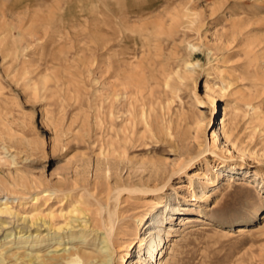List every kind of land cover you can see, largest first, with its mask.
Masks as SVG:
<instances>
[{
  "label": "rangeland",
  "instance_id": "obj_1",
  "mask_svg": "<svg viewBox=\"0 0 264 264\" xmlns=\"http://www.w3.org/2000/svg\"><path fill=\"white\" fill-rule=\"evenodd\" d=\"M0 185V264H264V0H0Z\"/></svg>",
  "mask_w": 264,
  "mask_h": 264
},
{
  "label": "bare ground",
  "instance_id": "obj_2",
  "mask_svg": "<svg viewBox=\"0 0 264 264\" xmlns=\"http://www.w3.org/2000/svg\"><path fill=\"white\" fill-rule=\"evenodd\" d=\"M143 6H147V4L142 3ZM138 5V4H137ZM141 7V6H140ZM128 10V9H127ZM68 11V10H67ZM185 11V10H184ZM70 11H68L69 13ZM177 13V12H176ZM70 14V13H69ZM128 14V13H127ZM184 14H188V13H184ZM183 14V15H184ZM178 15V13H177ZM182 14H180L179 16H182ZM178 16V17H179ZM177 17V16H175ZM196 17V15H195ZM195 23V22H194ZM240 24V23H239ZM172 27V26H171ZM131 33L134 35H136L137 33L134 31L136 30V26H132L131 27ZM123 31V30H122ZM162 31H166L164 29H162ZM124 33V32H123ZM66 34V33H65ZM159 34V33H158ZM124 35V34H123ZM157 36V35H156ZM99 37V36H98ZM118 39V38H117ZM128 39V37L126 38ZM158 40V39H157ZM211 89L210 87H208V85H204V94L201 96L202 99H207L210 96ZM223 132V130H222ZM232 148L235 149L236 146L235 144H232ZM242 156L244 155L243 153H240ZM233 174V173H232ZM232 174H228L227 178H226V182L229 183V181H233V176ZM238 174V173H237ZM194 177H199L200 173L199 172H195L193 174ZM246 182V181H245ZM41 186V185H40ZM5 189L2 187V185H0V194L4 193ZM7 195V192L5 193ZM2 200L0 202V215L5 216L8 220L5 221L4 224H2V226L0 227V229H5L9 224L14 223V219L19 222V231L18 234L23 233H30L32 230H34V232L40 233L41 230H45L46 228H49L51 226V221L47 218V216H43L40 214H19L17 213L15 210L12 209V207L9 205V202L7 200L8 197H1ZM35 200H37V198L34 197ZM101 204V203H100ZM36 206V205H35ZM258 208V205L255 207V209L253 210L252 214L250 215V217L256 213V209ZM164 211H161L156 218L151 221L148 222L146 225V231L145 233L147 234L148 237H150V239H148V244H147V254H148V259L151 261L152 258H154V262H156V256L159 253L158 250H160L161 248H159L160 246V242H161V235L160 232L162 231L163 226L167 225L168 223H170V221L172 219H177L178 216H180V210H182L181 206L179 203L176 204H172L167 206L165 209H163ZM102 212V211H101ZM176 214H178V216H175ZM109 217V216H108ZM114 217V216H113ZM111 218V217H110ZM6 220V219H5ZM95 222V221H94ZM67 223V222H66ZM105 223V222H104ZM110 219L108 218V222L107 224L104 225H108L110 224ZM15 225V224H14ZM102 225V224H101ZM111 225V224H110ZM17 227V226H16ZM62 227H66V226H62ZM14 228V227H13ZM15 229V228H14ZM114 229V228H113ZM236 232L238 233H243V231H245L244 225H240L237 226L236 228ZM24 236V235H23ZM98 236V235H97ZM110 236V235H109ZM28 241L25 238V242ZM112 241V240H111ZM95 242V241H94ZM105 243H104V247H105ZM115 245V244H114ZM57 247V246H56ZM78 250V249H77ZM89 251V250H88ZM94 251V250H93ZM95 253V252H93ZM90 253L87 251H71L69 253V256H73L76 255V258L73 259L72 261L69 260V262H73L74 264H90L92 261H97V264H109L108 260H107V254L105 253ZM65 254V253H64ZM154 254H156V256L154 257ZM57 258V257H56ZM68 258V257H67ZM36 259V258H35ZM155 264V263H154Z\"/></svg>",
  "mask_w": 264,
  "mask_h": 264
}]
</instances>
